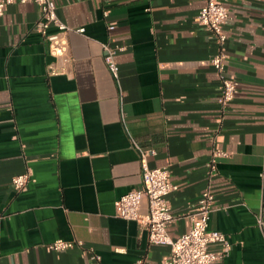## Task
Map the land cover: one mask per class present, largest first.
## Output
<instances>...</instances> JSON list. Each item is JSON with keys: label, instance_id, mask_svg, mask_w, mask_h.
<instances>
[{"label": "crops", "instance_id": "crops-1", "mask_svg": "<svg viewBox=\"0 0 264 264\" xmlns=\"http://www.w3.org/2000/svg\"><path fill=\"white\" fill-rule=\"evenodd\" d=\"M55 1L70 28L68 61L38 31L36 2L11 3L0 16V264H163L171 248L116 214L119 198L143 187L132 139L154 148L150 165L179 184L169 197L172 237L189 231L209 188V228L232 244L215 264H264V0H221L237 86L225 108L210 63L219 47L196 21L205 0ZM103 42L126 46L119 84ZM215 150L227 155L212 176ZM24 173L30 181L18 190L13 178ZM58 239L83 245L48 247Z\"/></svg>", "mask_w": 264, "mask_h": 264}, {"label": "built area", "instance_id": "built-area-1", "mask_svg": "<svg viewBox=\"0 0 264 264\" xmlns=\"http://www.w3.org/2000/svg\"><path fill=\"white\" fill-rule=\"evenodd\" d=\"M14 2H36L40 6L41 15L37 22V28L47 39L49 50L55 56L64 57L66 61L70 59L68 55L69 43L67 32L70 30L61 20L57 12L55 0H0V16L6 7ZM108 15V12H105ZM231 19L229 8L221 0H205V4L199 10L196 21L209 30L219 49L210 59L211 65L215 68L222 84V91L219 103L225 108L234 98L237 91L235 79L228 73L229 55L226 50L228 33L226 25ZM57 30L50 32V28ZM114 24L109 25L113 30ZM83 32L84 28L77 29ZM104 60L119 84V63L116 59L120 51L126 49L123 44L111 45L103 42ZM52 72H56L52 70ZM135 148L139 152L143 187L133 189L123 194L116 204V214L127 220H136L148 231L149 240L152 244L166 245L171 248V254L163 264H215V262L225 257L231 250L232 244L229 237L222 231L209 228L211 214L216 209L215 194L209 189H205L197 204L195 211L188 214L190 221L189 231L178 237H172L168 231L169 226L176 217L172 213L170 195L179 189V184L171 180L170 170L167 167H152L150 157L156 155V150L152 147H143L132 139ZM226 152L215 150L209 165L210 175L218 172V159L226 156ZM30 181L27 173L17 175L13 178V185L16 189L22 190ZM146 196L149 202L147 212L141 211L143 197ZM262 223V222H261ZM219 242L222 246L218 252L212 251L210 245ZM76 244L83 245V242H71L63 239L55 240L48 245L53 250H65ZM93 258L100 259L94 248H90ZM138 260L136 264H142Z\"/></svg>", "mask_w": 264, "mask_h": 264}]
</instances>
